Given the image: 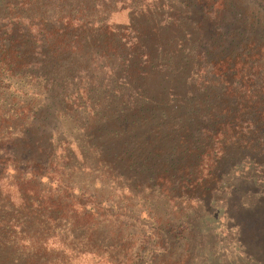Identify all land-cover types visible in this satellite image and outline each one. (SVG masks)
I'll return each mask as SVG.
<instances>
[{"label": "trees", "instance_id": "obj_1", "mask_svg": "<svg viewBox=\"0 0 264 264\" xmlns=\"http://www.w3.org/2000/svg\"><path fill=\"white\" fill-rule=\"evenodd\" d=\"M170 1L0 0V264H130L150 242L166 247L171 230L142 224L136 208L155 221L163 201L189 222L179 182L189 162L165 170L157 146L180 107L204 120V167L239 155L264 184V36L185 53L188 36L169 42L161 27L184 34L186 22L154 16ZM118 12L127 25L107 21ZM149 71L194 76L150 95ZM186 82L193 93L176 96ZM63 127L74 143L57 137Z\"/></svg>", "mask_w": 264, "mask_h": 264}, {"label": "rangeland", "instance_id": "obj_2", "mask_svg": "<svg viewBox=\"0 0 264 264\" xmlns=\"http://www.w3.org/2000/svg\"><path fill=\"white\" fill-rule=\"evenodd\" d=\"M218 1L224 3V9L212 12V7L220 5ZM170 5L171 9L165 8L154 16H165V23L181 19L186 22L188 32L184 34L170 25L161 27L165 28L161 29L162 37L169 42L174 36H188L189 41L182 47L185 53L193 50L200 52L206 46L216 53L220 51L223 40L226 47L241 51L245 42H239V34L264 36V0H171ZM135 20L143 24L142 20ZM107 21L114 27L127 25L128 12L114 13ZM148 75L151 79L146 90L150 95L161 94L163 89L176 84V79L184 77L185 81H191L194 76L190 71H185L183 77L164 71H149ZM187 84L175 89L176 96L187 95L190 90ZM190 93L193 92L190 90L188 95ZM194 114L195 111L180 107L169 119L160 118L166 121L160 131L161 139L157 141V146L163 151L165 170L178 166L173 163L176 158L189 162V173L179 178L185 190L180 209L183 217L190 218L189 222L185 219L176 223L173 216L175 210L169 204L156 200L151 215L156 219L149 221L146 210L138 211V204L136 214L144 220L142 224L150 225L152 222L155 227L161 225L165 228H161L162 233L171 230V234L166 247H156L155 241L150 242L142 246L130 264H264L263 180L252 175L256 168L254 162L246 157L240 159L239 155H235L234 160L225 156L220 160H207L204 167L201 163L205 157L201 156L208 143L205 139L207 133L202 130L204 120ZM64 128L59 129L57 137L74 143L76 138L72 130L68 128L69 131L63 134ZM231 155L234 153L231 152ZM185 164L182 163L183 166ZM208 165H211L209 172ZM210 174L213 176L210 177ZM205 187L207 189L203 190ZM160 192L158 183L151 184L154 197L160 199ZM150 205L149 202L143 203L146 208ZM119 259L120 256L117 261Z\"/></svg>", "mask_w": 264, "mask_h": 264}]
</instances>
